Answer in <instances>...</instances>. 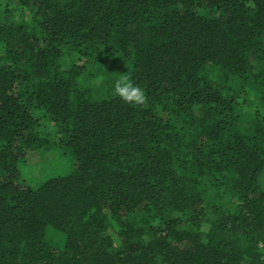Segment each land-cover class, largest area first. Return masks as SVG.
I'll return each instance as SVG.
<instances>
[{
	"label": "trees",
	"instance_id": "16d2710c",
	"mask_svg": "<svg viewBox=\"0 0 264 264\" xmlns=\"http://www.w3.org/2000/svg\"><path fill=\"white\" fill-rule=\"evenodd\" d=\"M0 264H264V0H0Z\"/></svg>",
	"mask_w": 264,
	"mask_h": 264
},
{
	"label": "rangeland",
	"instance_id": "374dc122",
	"mask_svg": "<svg viewBox=\"0 0 264 264\" xmlns=\"http://www.w3.org/2000/svg\"><path fill=\"white\" fill-rule=\"evenodd\" d=\"M27 163L25 177L32 181L33 185H37L42 179L48 175H61L70 171L69 157L62 155L57 150H47L41 155L29 152L26 156ZM73 160V159H71Z\"/></svg>",
	"mask_w": 264,
	"mask_h": 264
},
{
	"label": "clouds",
	"instance_id": "9594fccd",
	"mask_svg": "<svg viewBox=\"0 0 264 264\" xmlns=\"http://www.w3.org/2000/svg\"><path fill=\"white\" fill-rule=\"evenodd\" d=\"M113 87L115 95L128 104L142 106L147 102L144 90L135 84L127 73L121 74Z\"/></svg>",
	"mask_w": 264,
	"mask_h": 264
}]
</instances>
